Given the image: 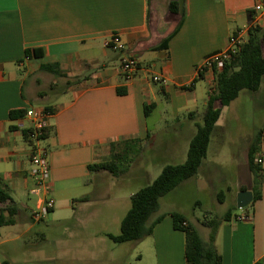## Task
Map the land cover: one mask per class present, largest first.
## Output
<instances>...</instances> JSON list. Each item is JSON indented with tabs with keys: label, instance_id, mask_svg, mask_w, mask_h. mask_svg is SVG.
Masks as SVG:
<instances>
[{
	"label": "crops",
	"instance_id": "obj_1",
	"mask_svg": "<svg viewBox=\"0 0 264 264\" xmlns=\"http://www.w3.org/2000/svg\"><path fill=\"white\" fill-rule=\"evenodd\" d=\"M259 1L0 0V182L16 208L13 224L0 228V248L11 244L6 253L17 254L20 239L32 236L43 240L41 231L34 229L39 223H47L43 222L47 219L46 229L55 226L60 239L51 257L43 259L39 257L41 248L25 245L27 251L23 252L28 260L13 263L5 256L7 261L97 262L87 257V249L76 251L62 241L77 238L82 241L81 246L95 236L108 239L111 234L105 227L111 215H107L105 207L118 209L119 200L109 199L102 187L103 178L111 174L89 171L88 167L108 162L112 153L122 155L124 151L118 149L121 145L125 150L130 144L148 141V118L160 107L163 112H171L174 135L159 138V146L151 150L180 158L178 164H182L189 142L202 123L214 82L213 69L203 70L198 78L196 66L224 51L230 36L251 27L253 8ZM170 3L175 4V12L170 11ZM112 34L124 44L123 52L104 46ZM34 51L39 54L35 56ZM123 55L134 56L139 63L130 79L119 69ZM153 75L161 76L163 82H152ZM249 93L247 97L251 98ZM150 105L153 107L146 116L144 108ZM30 108H48L52 113L42 146L48 154L54 207L40 222L32 219L38 202L31 194L35 178L26 137L29 122L25 117H9L12 111ZM218 121L214 132L220 128ZM228 123L224 121V125ZM160 125L157 122L154 126ZM263 127L264 119L248 139L246 149V169L251 173L248 152L257 143L255 158L262 157L259 167L263 177L256 179L252 174L255 185H250L248 177L247 184L238 190L251 191L257 186L260 198L242 213H230L229 220L220 223L214 241L220 264H264V146L257 138ZM203 161L199 169H204L200 175L205 179L209 166ZM188 180L177 187L186 185ZM219 194L224 202L223 192L215 194V200ZM6 206L0 204V210ZM126 208L125 204L119 209L123 212ZM172 213L183 215L194 226L181 211L160 212L158 208L149 222L161 219L152 234L139 242L136 264H186L184 233L174 229ZM120 216L116 213L112 218L118 226L124 215ZM236 217L248 222L236 221ZM15 227L19 230H4ZM72 254L78 258L70 259Z\"/></svg>",
	"mask_w": 264,
	"mask_h": 264
},
{
	"label": "rangeland",
	"instance_id": "obj_2",
	"mask_svg": "<svg viewBox=\"0 0 264 264\" xmlns=\"http://www.w3.org/2000/svg\"><path fill=\"white\" fill-rule=\"evenodd\" d=\"M255 26L264 31V18L253 27ZM247 93L249 92H240L238 98L231 102L229 107L223 108L218 121L220 128L212 132L206 158L203 161L205 165L209 166L206 169L207 176L205 179L200 175V170L204 171V169H199L196 176L188 180L185 183L186 185L177 187L159 201L160 212L181 211L184 213L192 221L203 241L207 240L209 233V229L203 223L210 219L221 218L228 210L232 215L242 213L243 209H237L234 205L237 192L240 187L247 184L248 177L251 180L250 185H255L252 173H249L246 169V149L248 139L255 135L264 119V77L260 91L253 95L252 92L249 93L254 99L247 97ZM224 121H229V123L224 125ZM157 122L161 124L159 127L154 126ZM174 123L171 112L169 110L163 112L162 107H160L152 112L148 118L147 124L150 136L148 141L140 145L130 144L125 150L122 145L118 147L119 151H124L122 156L128 155V158L131 159L127 165L123 160L118 161L115 169L116 176L111 174V176L107 175L103 178L104 184H102V187L106 190L105 194L108 195L109 199L119 200L117 202L118 209L110 205L105 207L107 215L111 214L105 223L106 231L109 233L118 234L119 226L112 218L116 213L121 215L120 217L125 215L130 207L129 195H133L155 180L165 165L181 163L180 158L174 159L164 151L158 153L151 150V147L159 146V138L174 135L172 131ZM165 124L167 125L165 126ZM140 146L142 147L141 150L138 149ZM185 159L186 157H184V161ZM219 192L224 194V202L222 203L218 199L215 200V194ZM125 204L127 208L123 212L120 211V206L122 207ZM43 222L47 223H39L34 229L35 232L41 231L44 235L43 240H36L32 236L23 240L20 239L16 245L17 254H8L12 245L6 244L0 248V261L6 260L5 256L9 257L13 263L28 260V256L24 255L23 252L25 245L41 248L42 253L39 257L43 259L51 257L52 251L55 250L60 241L57 238L59 236L58 229L51 225L46 229L48 219ZM4 230H19V228H5ZM62 241L63 244H67L68 248L73 250H76V248L80 251L87 249L89 253L87 257L97 260V262L91 264L138 263L137 253L139 252L140 241L114 244L103 235L95 236L93 240L84 241V245L81 246L82 241L77 238H65ZM53 257L57 258L58 256L54 255ZM69 257L70 259H76L78 255L72 254ZM43 259H39L38 264H48ZM73 262V264H78L75 260Z\"/></svg>",
	"mask_w": 264,
	"mask_h": 264
},
{
	"label": "trees",
	"instance_id": "obj_3",
	"mask_svg": "<svg viewBox=\"0 0 264 264\" xmlns=\"http://www.w3.org/2000/svg\"><path fill=\"white\" fill-rule=\"evenodd\" d=\"M169 9L175 12V4L170 3ZM25 54L28 56L29 53L26 51ZM38 54L37 51H34L35 56ZM212 69L214 73L213 87L206 100L205 110L202 114V124L197 126L195 134L189 142L185 161L182 164L165 165L155 180L130 197V207L120 222L118 234L107 235L112 243L139 242L152 234L154 226L161 219L157 218L153 222H149L151 216L158 211L159 200L172 192L179 184L196 175L206 157L210 135L219 119L222 108L227 107L236 100L242 91H258L264 77V31L258 26L250 27L247 31V40L239 51L225 60L221 68L214 66ZM54 73L58 75L57 72ZM201 76L202 74L199 73L198 78ZM117 92L119 93L120 90ZM152 107L153 105L144 108L146 116ZM43 109L45 112L52 114L48 108ZM24 115L25 111H12L9 113L11 119L22 118ZM260 133L261 131L258 134V140H260ZM111 147L113 148V146ZM257 153V143H253L248 152V166L256 179L259 175H263L260 165L255 163ZM120 160H123L127 165L130 158H128V155L122 156L112 153L108 162L89 166L88 169L89 171L104 170L116 176V164ZM244 190L246 189H241V191ZM251 191L253 199L250 206L260 198L257 186ZM222 198V194H219L218 201L220 203L223 201ZM11 203L9 195L2 188L0 182V204H7L5 208L0 210V228L13 224L16 208ZM171 217L174 229L184 233V260L186 264H220V256L215 249L214 241L220 223L229 220L230 211L226 212L221 218L210 219L203 223L209 229L207 241L201 239L197 230L186 222L183 215L172 213ZM0 264L13 263L3 260Z\"/></svg>",
	"mask_w": 264,
	"mask_h": 264
},
{
	"label": "built area",
	"instance_id": "obj_4",
	"mask_svg": "<svg viewBox=\"0 0 264 264\" xmlns=\"http://www.w3.org/2000/svg\"><path fill=\"white\" fill-rule=\"evenodd\" d=\"M264 18V0H260L253 8V17L250 19V25L253 27L258 21ZM248 31V30H247ZM247 31H239L230 36L228 46L224 51L214 53L207 57L201 64L196 66V73L199 75L207 68H221L223 62L230 58L231 55L236 54L240 47L247 40ZM104 46L113 52L121 53L124 50V44L116 34H112L110 38L104 43ZM139 63L134 56L123 55L120 57L119 69L121 74L127 79L132 78L138 71ZM152 82L162 83L163 78L158 75L151 76ZM52 114L45 112L43 108H30L25 111L24 117L29 122L27 130V139L31 146L30 163L33 167L32 175L35 178V186L31 190V194L37 197V208L32 213V219L35 222L45 220L54 207V200L51 196V185L49 182V163L46 149L42 146V141L46 130L49 128V119ZM260 143L264 146V127L260 133ZM257 165H261L262 157L255 159ZM236 221L247 220L236 217ZM183 225H185L183 223Z\"/></svg>",
	"mask_w": 264,
	"mask_h": 264
},
{
	"label": "water",
	"instance_id": "obj_5",
	"mask_svg": "<svg viewBox=\"0 0 264 264\" xmlns=\"http://www.w3.org/2000/svg\"><path fill=\"white\" fill-rule=\"evenodd\" d=\"M253 196L251 191H240L236 195V208L244 209L252 202Z\"/></svg>",
	"mask_w": 264,
	"mask_h": 264
}]
</instances>
